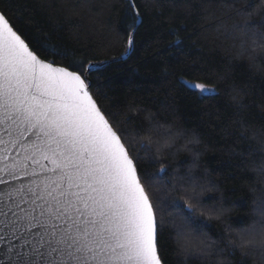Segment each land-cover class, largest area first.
Returning a JSON list of instances; mask_svg holds the SVG:
<instances>
[{
  "label": "snow or ice",
  "instance_id": "6c2138e0",
  "mask_svg": "<svg viewBox=\"0 0 264 264\" xmlns=\"http://www.w3.org/2000/svg\"><path fill=\"white\" fill-rule=\"evenodd\" d=\"M140 9L138 0L120 6L128 29L123 52L85 62L31 39L28 26H18L0 8V264H167L166 232L208 236L213 219L196 211L208 199L217 215L225 206L236 208L235 198L219 191L218 180L201 171L200 154L187 171L182 165L173 170L170 149L157 156L143 141L127 142L128 123L139 109L121 117L102 104L112 89L104 80L94 82L92 74L135 54L137 31L145 25ZM222 11L230 23L219 28L225 39L238 41L240 55L264 46V3L230 0ZM181 43L170 41L176 48ZM183 85L201 98L220 96V84ZM225 87L236 89L234 83ZM232 103L240 111L228 131L238 134L246 123L245 105L235 95ZM252 135L264 148V129ZM239 138L247 141V130ZM257 158L264 160V151L255 144L247 160L243 152L236 154L238 167ZM257 174L264 177V169ZM253 196L254 205L242 214L264 215V185ZM216 241L209 242L212 255L234 254L224 238Z\"/></svg>",
  "mask_w": 264,
  "mask_h": 264
},
{
  "label": "trees",
  "instance_id": "16d2710c",
  "mask_svg": "<svg viewBox=\"0 0 264 264\" xmlns=\"http://www.w3.org/2000/svg\"><path fill=\"white\" fill-rule=\"evenodd\" d=\"M228 2L138 0L145 25L137 31L135 54L126 62L108 64L94 72L92 78L94 82H109L112 90L108 100L102 101L111 106L109 111L118 109L123 117L132 108L139 109L132 113L128 134L142 136L151 128L158 142L170 141L163 153L170 149L168 159L173 170L181 165L184 171L191 167L194 158L182 145L193 134L199 137L201 143L189 147L200 153L199 167L218 180L219 191L235 198L238 214L228 216L226 222L242 226L251 219L242 213L250 211L253 190L259 185L251 166L262 160L257 158L238 167L236 154L243 152L247 160L254 144L257 152L264 151L252 135L264 129V55L257 54L250 62L247 54H239L238 41L225 39L219 25L230 23L222 11ZM123 4L124 0H2L0 8L18 26H28L31 39L62 47L77 61L95 62L107 61L125 49L128 29L120 20ZM177 38L182 42L180 47H172L170 41ZM56 63L63 61L57 58ZM168 72L172 75L165 78ZM182 79L209 87L220 84V96L201 98L185 87ZM233 83L236 89L228 91L225 84ZM234 95L245 105L242 111L246 123L238 134H229L228 127L237 119L235 112L240 111L232 103ZM245 130L247 141L239 138ZM212 203L211 199L206 201L205 211L214 215ZM207 234L226 242L225 229L219 221L213 219ZM174 236L166 232L162 237L167 264H200L198 257L186 260L176 254ZM228 259L231 264L264 261L259 253L249 257L236 249Z\"/></svg>",
  "mask_w": 264,
  "mask_h": 264
},
{
  "label": "clouds",
  "instance_id": "9594fccd",
  "mask_svg": "<svg viewBox=\"0 0 264 264\" xmlns=\"http://www.w3.org/2000/svg\"><path fill=\"white\" fill-rule=\"evenodd\" d=\"M261 3H264V0H261ZM257 54L264 55V46L258 45L251 47L250 51L247 53V58L252 62ZM165 131H167V128H165ZM141 141L151 147L153 154H162L163 150L166 149L170 143V141L158 142L154 139V133L151 128L142 136L134 134L128 135L127 142L134 146H138ZM200 143L199 137L193 134L183 142L182 149L187 151L195 159L200 153L194 151L189 146L199 145ZM251 167L253 172L257 175L259 184L264 185V177H260L257 174L258 169H264V160H262L259 165H252ZM148 189L150 194L155 191L152 185H149ZM181 198L186 199L183 196H181ZM186 202L191 204V201L186 200ZM254 203L255 199H252L251 205H254ZM193 206L195 207V205ZM196 211L198 214H204L223 224L226 233L225 244L235 248L244 256L253 257L259 253L261 257H264V215L259 211L253 212L250 221L242 226H231L226 222L228 216L235 214V208L229 206H225L223 215L209 214L205 211V207H197ZM174 241L176 243L177 255L185 258L188 256H196L199 258L200 264H231L228 257L211 254L210 249L213 245L209 242L216 240L212 239L210 236H205L203 234H198L190 238H177L174 236ZM216 244L218 245L219 241H216ZM262 264H264V261H262Z\"/></svg>",
  "mask_w": 264,
  "mask_h": 264
},
{
  "label": "rangeland",
  "instance_id": "374dc122",
  "mask_svg": "<svg viewBox=\"0 0 264 264\" xmlns=\"http://www.w3.org/2000/svg\"><path fill=\"white\" fill-rule=\"evenodd\" d=\"M183 80H186V79H182V82ZM189 81V80H188ZM190 83H199V82H195V81H189ZM198 91V90H197Z\"/></svg>",
  "mask_w": 264,
  "mask_h": 264
}]
</instances>
